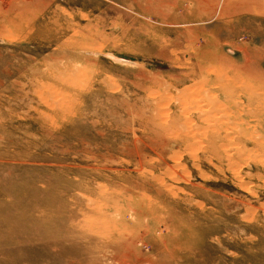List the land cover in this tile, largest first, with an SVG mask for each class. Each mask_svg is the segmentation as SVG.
Here are the masks:
<instances>
[{
	"label": "rangeland",
	"instance_id": "1",
	"mask_svg": "<svg viewBox=\"0 0 264 264\" xmlns=\"http://www.w3.org/2000/svg\"><path fill=\"white\" fill-rule=\"evenodd\" d=\"M6 1L0 264H66L80 254L90 264H264V174L250 171L252 161L232 169L174 134L161 138L152 121L163 94L154 81H169L192 60L184 46L169 45L176 29L123 0H51L47 10L28 8L27 19L3 12ZM216 29L229 63L255 62L264 73V0ZM174 161L172 180L164 171ZM118 171L146 185L135 189L139 198L159 203L144 175H161L172 189L162 193L165 207L141 223L139 252L108 261L99 225L115 216L106 210L100 218L97 207L108 188L124 184L114 179ZM54 231L62 252L46 245ZM37 233L43 237L31 242Z\"/></svg>",
	"mask_w": 264,
	"mask_h": 264
},
{
	"label": "bare ground",
	"instance_id": "2",
	"mask_svg": "<svg viewBox=\"0 0 264 264\" xmlns=\"http://www.w3.org/2000/svg\"><path fill=\"white\" fill-rule=\"evenodd\" d=\"M124 1L127 6L154 15L161 23L174 27L175 41L169 42V45L175 48L184 46L187 48V57L192 58L186 62L181 61L184 71L178 74L175 72L169 81L158 79L153 83L163 93L156 103L152 119L161 134H174L175 141H179L186 149L202 148L204 153L217 155L219 160H225L232 169L238 162L252 161L255 168L251 166L250 171L253 168L257 173L264 174V73L255 62L245 60L237 65L229 63V57L221 52V41L216 36V27L220 23L225 24L228 19L239 20L247 12V6L262 7L263 0H123V3ZM51 3V0H8L2 9L7 13L14 9L18 12L17 16L27 19L31 15L26 14L28 8L29 12L36 8L47 10ZM6 26H10L8 21ZM162 136L163 134L161 138ZM175 166L176 161L164 171L172 180L177 175ZM233 171L237 174L235 169ZM122 173L114 172L118 176L114 179L123 181L122 187L108 188L107 203L97 207L100 218L108 213L106 210L114 212L115 216L113 222L104 219L99 225L97 221L101 227L99 231L106 235L103 258L108 261H114L124 253L132 255L139 252L137 242L145 244L141 223L144 219H152L151 213L165 207L163 203L166 199L162 193L166 194L172 189L161 175H144L147 180L154 181L151 187L158 193V205L149 198H139L135 189H144L146 185L132 179L127 180ZM261 178L264 179V176ZM99 188L103 189L101 185ZM114 207L116 209L112 210ZM90 214L94 215L93 212ZM57 234V231L52 232L50 237L54 238L48 240L46 245L49 248L57 247L62 252L64 249ZM37 236L39 239L31 242L40 241L43 237L40 233ZM78 258L80 259L72 262L76 259L73 258L66 264H90L81 254Z\"/></svg>",
	"mask_w": 264,
	"mask_h": 264
}]
</instances>
